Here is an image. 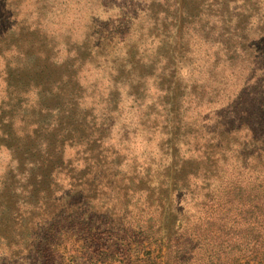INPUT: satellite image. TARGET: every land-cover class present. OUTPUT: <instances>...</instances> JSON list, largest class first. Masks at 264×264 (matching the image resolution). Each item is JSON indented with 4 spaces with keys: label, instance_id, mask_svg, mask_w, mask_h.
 I'll list each match as a JSON object with an SVG mask.
<instances>
[{
    "label": "rangeland",
    "instance_id": "374dc122",
    "mask_svg": "<svg viewBox=\"0 0 264 264\" xmlns=\"http://www.w3.org/2000/svg\"><path fill=\"white\" fill-rule=\"evenodd\" d=\"M37 122L80 143L66 142L74 191L33 177L23 153ZM87 164L114 209L93 202ZM227 184L251 209L225 221L263 222L248 203L264 197V0H0V264H46L61 233L124 252L110 239L128 223L207 221L218 202L198 197ZM149 193L170 211L148 208Z\"/></svg>",
    "mask_w": 264,
    "mask_h": 264
},
{
    "label": "trees",
    "instance_id": "16d2710c",
    "mask_svg": "<svg viewBox=\"0 0 264 264\" xmlns=\"http://www.w3.org/2000/svg\"><path fill=\"white\" fill-rule=\"evenodd\" d=\"M60 78L61 76H59L58 80ZM55 95L54 99L60 101L62 97L61 88H58ZM59 126L61 127L62 125ZM65 130L64 132L69 134V131ZM58 131L62 132L59 127H56L55 130H50L49 126L37 122L35 129L26 135V151L23 154L27 158L29 156L31 158L36 157V162H29L33 166V177L38 184L48 185L64 181L74 191L77 187V185L73 186V183L77 182L76 177H73L67 171L64 173V170H68L69 167L71 170L77 168L74 166V160L66 159V142H70L69 146L71 148H77L80 143L73 138L69 139L66 135H59ZM48 137H50L49 140ZM76 161H79V159ZM92 169L87 164L79 169V173L81 174L82 172L83 176H87L85 185L89 186L88 192L95 193L93 202L98 201L101 197L103 199L102 203L109 206L112 205L111 208L114 209L116 200L111 197L106 201L105 198L109 192H101L103 189L110 187L111 183L103 176L101 177L102 180L93 179ZM179 173H184V168L180 169ZM184 177H187V183H190L192 178L197 180L194 175ZM206 190L202 197H198L202 201L201 205L209 207L210 205L207 202L214 204L218 202V205L215 204L214 207L209 209L211 215L207 221H198L191 226L185 221H171L169 223L168 221H159L158 223L140 221L141 223L137 224L128 223L125 227L124 236L119 237V234L116 233L110 239L111 241L113 239L126 241L127 250L124 252L116 251L111 245L108 247L107 253L100 252L94 245L88 243L85 235L75 237L76 234L66 236L68 233H61L57 239L49 240L47 245H44L45 249L42 251L45 254L46 264H81L80 262H84L83 264H99L100 262L102 264H264V237L261 235L264 230V221H252L249 223L225 221L232 209L236 215V211H239L241 215L243 211L251 209H245L247 203L243 200V194L240 193L241 190L237 189V187L233 188L230 184H227L225 188L227 193L217 190V186L214 187L212 196H210L211 192L208 189ZM257 190L261 191L260 188H257ZM71 196L73 194L69 197ZM127 196V194L120 195L119 193L116 196L120 202L124 203V212H127L128 202L125 199ZM217 196L222 197V199H218ZM226 196L228 198H225ZM144 197L148 208L155 202H159L163 208H166V211L171 209L168 197L155 200L152 199L150 193ZM67 200L69 201L68 196ZM223 200L224 205L221 204ZM84 202V205H82L83 203L78 205L81 209L83 208V212L88 209L85 204L89 205L91 201L88 200L86 202L84 200ZM99 202L101 201L99 200ZM248 204L249 206L256 205L252 210L264 211V197L252 200ZM262 204L263 208L259 209L258 205ZM60 215L61 217H64V215L68 217L67 213ZM69 218L66 223L69 222ZM87 219L88 213L83 219H77V221L85 224L88 221ZM53 225L57 229H63L66 224L59 220L54 221ZM105 226H108V222H105ZM240 229H245L251 235L246 238L237 237L238 235L235 233H239ZM82 240L84 241L83 244L81 243Z\"/></svg>",
    "mask_w": 264,
    "mask_h": 264
}]
</instances>
